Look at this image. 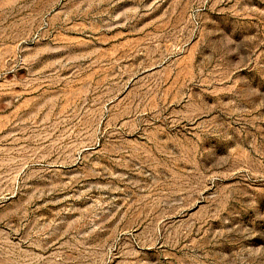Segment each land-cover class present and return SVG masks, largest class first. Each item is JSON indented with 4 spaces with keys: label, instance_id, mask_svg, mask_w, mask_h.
Returning a JSON list of instances; mask_svg holds the SVG:
<instances>
[{
    "label": "rangeland",
    "instance_id": "1",
    "mask_svg": "<svg viewBox=\"0 0 264 264\" xmlns=\"http://www.w3.org/2000/svg\"><path fill=\"white\" fill-rule=\"evenodd\" d=\"M0 264H264V0H0Z\"/></svg>",
    "mask_w": 264,
    "mask_h": 264
},
{
    "label": "bare ground",
    "instance_id": "2",
    "mask_svg": "<svg viewBox=\"0 0 264 264\" xmlns=\"http://www.w3.org/2000/svg\"><path fill=\"white\" fill-rule=\"evenodd\" d=\"M14 216V215H13Z\"/></svg>",
    "mask_w": 264,
    "mask_h": 264
}]
</instances>
